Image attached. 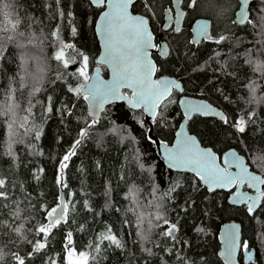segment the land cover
I'll use <instances>...</instances> for the list:
<instances>
[{
	"label": "trees",
	"instance_id": "obj_1",
	"mask_svg": "<svg viewBox=\"0 0 264 264\" xmlns=\"http://www.w3.org/2000/svg\"><path fill=\"white\" fill-rule=\"evenodd\" d=\"M232 1L234 8L226 10L218 18L213 14L216 11L210 13L199 7L188 8L181 31L165 34L171 45L165 57L154 53L160 69L158 74L176 76L182 81L184 89L182 92L173 91L174 102L166 109L161 106L163 116L158 117V123L152 122L153 134L167 142L173 140L184 118L178 103L182 93L208 98L226 110L230 123L224 124L216 117L195 113L189 120L190 130L197 134L202 144L212 146L218 152L236 147L247 155L252 167L264 173V75L245 63L246 51L259 47L260 37L251 26L232 23L236 0L226 1L229 4ZM16 2L21 16L27 15L30 21H40L33 24L32 30L39 36L42 29L49 39L43 52L39 48H29L25 55L11 45L6 46L7 51L0 50V55L4 57L0 60V88L6 90L9 81H12L18 99L25 106L31 98L35 104V122L43 130L39 140L29 135L24 137V144H14L13 157L6 155L7 137L0 140V175L9 181L11 196V200L3 202L10 207L0 209V252L5 254L0 264H14V252L23 256L32 251V246L12 232L11 227L23 225V235L28 240L39 239L35 228L46 223V210L58 203L61 190L57 184L59 162L74 140L79 138L80 129L90 122L87 101L69 92L67 85L75 86L80 82L72 75L80 66L81 56L78 53L89 57L90 75L100 51L94 23L101 6H95L90 0H60L59 5H52V0ZM146 2L152 4L151 12L145 7ZM218 2L220 0H213V5L218 7ZM199 4L207 6L211 0H199ZM169 8H172V0L171 3L169 0H137L133 6L135 12L151 17L157 37L162 35V31L152 13L161 24ZM56 12H63L64 15L54 18ZM251 13L254 19L264 16V0H253ZM199 15L212 20V36L226 35L229 39L220 44L206 39L197 44L189 43L192 22ZM56 25L61 29L63 42L75 46L66 50L68 58L76 61L69 63L67 68L50 59L55 48L49 46L52 40L49 34ZM72 28L76 29L75 35ZM22 55L29 61L24 65L26 71L22 70ZM45 66L47 71L42 81L45 91L30 97L39 69ZM102 72L108 74L106 66H102ZM249 81L257 84L255 96L259 103L248 102L251 100L246 88ZM47 97H52L53 112L46 114L43 105ZM241 115L249 121L244 133L232 126ZM140 121H143V127ZM150 127L143 110L132 109L125 102L113 103L104 109L100 122L92 127L64 171L68 185L63 188L65 194L75 193L68 197L74 203V210L69 213L70 223L59 230L53 229L55 235L50 237V246L42 254L26 257V261L32 264H52V261L65 264L64 237L67 232H72L77 251H92L89 244L111 226L124 239L126 248L108 247L105 250V241L100 245V254L93 252L97 255L98 264H226L219 254V231L224 222L238 220L242 223V241L248 242L255 250L256 263L264 264V207L249 214L244 205L228 202V190L211 191L194 173L169 169L157 156L156 143L146 138L150 135ZM141 163L144 168L140 167ZM149 168L151 171L147 170ZM176 183L180 187L170 197L161 200V194ZM133 186L137 190L136 196L129 199L128 193ZM154 188L158 189L155 195L152 194ZM150 202L165 205L167 218L177 224L175 240L161 236L162 228H155L149 233L147 241L136 242L139 231L137 218L127 210L136 207L137 212L143 213L144 229H147V214H155L156 211L155 207H149ZM17 204L21 212L20 217L14 219L11 212ZM69 207L72 208V205ZM5 223L9 227H5ZM152 223L157 221L153 219ZM159 223L162 225V221ZM198 228L203 231H197ZM143 248H151L153 255L142 251ZM240 262L244 264L241 257Z\"/></svg>",
	"mask_w": 264,
	"mask_h": 264
},
{
	"label": "snow or ice",
	"instance_id": "obj_2",
	"mask_svg": "<svg viewBox=\"0 0 264 264\" xmlns=\"http://www.w3.org/2000/svg\"><path fill=\"white\" fill-rule=\"evenodd\" d=\"M169 2L171 3V0ZM177 2L182 3L185 8H197L199 6V0H177ZM59 3L60 0H52V5H59ZM91 3L101 6L102 10L104 6L109 9L108 11H103L101 17L100 32L105 37V55L101 58V62L110 64L113 70V80L105 82L100 80L98 75L93 80L88 73L89 57L78 53L81 56L80 66L72 75L77 77L80 82L75 86L68 84L67 87L68 91L73 93L77 98L82 97L84 101L88 102L90 107L88 113L90 122H86V126L80 129L79 138L74 140L59 162L57 184L63 188L68 187L64 179V171L68 168L71 159L77 155V149L81 146L83 140L88 137L92 127L100 122L99 114L104 109L105 104L116 100H125L132 109H142L143 112L151 117L153 123H158V117L162 118L163 116L162 111H160L161 106L163 105V108L166 109L169 104L174 102L172 99L173 90L178 89L181 92L183 91V87L175 79L167 77L154 78L160 72V69L150 58L149 50L159 48L161 55L167 56L168 49L153 43L154 37L149 27L150 16L147 14L133 15L129 12L130 7L134 6V0H91ZM52 5H49V7H52ZM145 7L149 12L152 11L151 3L146 2ZM236 7L237 11L234 13L235 19L232 23L246 27L251 26L260 37L258 42L259 47L246 51L245 63L253 67L255 72L264 75V16L256 19L252 17L249 0H236ZM168 11L174 12L175 10L169 8ZM63 15V12H56L54 18ZM183 16L184 11H175L177 20ZM35 23H40V21H30L27 15H20L16 0H0V50L7 51L8 48L6 46L11 45L20 49L25 55L29 48H39L43 52L45 42L49 39V36H45L42 29L41 35L38 36L32 30ZM166 27L172 28L175 32L181 31L179 26L173 27L171 23L166 25ZM71 31L73 35L76 34L75 28H72ZM195 32V37L189 43L197 44L200 43L201 39H206L214 40L217 44H220L229 39L226 35H209L208 23L199 24ZM49 35L52 38L49 46H54L55 48L50 59L56 61L64 68H67L69 63H76L75 59L70 60L66 54L67 49H73L75 46L63 42L59 25L54 26V30ZM3 58L0 55V60ZM21 62L22 70L26 71L24 65L29 61L25 59L24 55L21 56ZM199 70L202 71L203 69ZM46 71V66L39 69V77L29 94L30 97H35L37 93L45 91L42 81ZM229 75H232V73H229ZM89 81L92 82L89 83ZM54 82L49 81V83ZM24 87H27V85H24ZM121 88L129 89L131 95L122 93ZM246 88L251 94V100L248 102L259 103L260 101L255 96L257 90L256 82L249 81ZM16 91L12 87V81H9L6 90L0 88V140L4 136L7 137L8 151L6 155L10 157L14 156L13 145L24 144V137L31 135L33 139L39 140L43 134L42 128L35 122V113H33L35 104H33L32 99L29 98L25 106L18 99ZM180 103L184 105V116L188 120H191L194 113H198L205 116L214 115L219 117L224 124L230 123L228 116L224 112L218 111L207 103H196L187 99L181 100ZM43 107L46 114L53 112L52 97H47V102ZM64 107L65 109L68 108L67 105ZM251 115H255V113ZM139 123L143 127V121ZM248 123L249 121L241 115L232 123V126L238 132L244 133ZM177 136L178 140L174 148H170L164 141L158 142L153 140L150 135L146 138L151 143H159L165 149L164 156L168 161L169 168L189 169L194 173L195 177L205 185H208L213 191L217 187L226 188L230 191L236 189L232 193V203L234 205H244L249 214L255 213L259 207H264V173L257 174L250 171L244 157L238 155L234 150L224 158V162L234 165L238 171L233 173L227 167H219L216 164V156L212 150L210 148H201L196 136L185 131L183 125ZM18 137L19 139H17ZM140 167L144 168V164L141 163ZM147 170L151 171V168ZM40 171L43 172V169H40ZM121 178L123 179V177ZM245 185L254 190L255 195L239 191ZM179 187V183L173 185L161 194V200L170 197L171 193ZM8 188L9 181L3 175H0V209L10 207V205L3 203L4 201L11 200ZM107 191L108 189L106 188L105 195H107ZM136 191L135 186H133L129 190L128 198L134 199ZM157 191L158 189L154 188L152 194L155 195ZM72 195H75V193L58 197V203L49 210H46V223H42L35 228V235L40 237L39 239L28 240L23 235V225L11 227L12 232L23 237L32 246V251L25 253L23 256L19 252L12 253L14 264H32L31 261H26V257L42 254L50 246V237H54L55 235L53 229L59 230L64 225L70 223L69 213L74 210V203L68 197ZM70 205H72V208L69 207ZM85 207H88V205L85 204ZM149 207H155L156 211L155 214L152 212L147 214V229H144L145 216L143 213L137 212L136 207H131L127 210L132 212L137 218L136 227L139 231L137 232L136 242L141 240L147 241L149 233L155 228H162V231L159 233L161 236L175 240V233L178 231L177 224L172 223L167 218L165 205L163 203L153 204L150 202ZM89 211H92V209L89 208ZM20 212L21 210L17 204L16 209L11 212V216L14 219H18ZM153 219L157 221L156 224L152 223ZM161 221L162 225L159 223ZM125 223L127 224L128 221H125ZM4 226L9 227L6 223ZM196 230L203 231L202 228ZM226 235V249L222 255L228 264H235V256L238 249L248 251V259L251 261L252 256L249 245L247 242H239L238 227L234 225L232 229L228 230ZM64 239L63 259L65 264H98L97 255H93V252L100 254V245L104 244L105 241H107L105 250L108 247L121 250L126 248L124 239L117 232H114L111 226H108L104 232H101L95 238L93 243L89 244L88 247L92 251H77L71 231L66 233ZM13 243L15 242L13 241ZM142 251L153 255L151 248H143ZM167 251L171 252V249H167ZM4 259L5 254L0 252V262L4 261ZM52 264H55V261H52Z\"/></svg>",
	"mask_w": 264,
	"mask_h": 264
},
{
	"label": "water",
	"instance_id": "obj_3",
	"mask_svg": "<svg viewBox=\"0 0 264 264\" xmlns=\"http://www.w3.org/2000/svg\"><path fill=\"white\" fill-rule=\"evenodd\" d=\"M91 1V0H90ZM137 0H134V3L136 2ZM252 2L253 0H249V3H250V10H251V5H252ZM95 5V4H94ZM95 6H98V5H95ZM172 8L175 10V11H184V16L181 17L179 20L176 19L175 17V11L174 12H167L165 13L164 15V18H163V23H162V30L163 31H168L172 28H167L166 25L168 24H173V27L175 26H179L180 29L183 27V24H184V21L186 19V16H187V8L183 7V4L182 3H178L177 0H172ZM109 9L104 6L103 7V10L101 9V11L98 13L96 19H95V23H94V29H95V33H96V36L98 38V41H99V44H100V51H99V54L96 58V61H97V64L95 65V67L93 68L90 76L93 78V80H95L97 78V75L99 76V79L102 80V81H105V82H110L113 80V70H112V67L110 66V64L108 63H102L101 62V58L104 57L105 55V37L104 35H102V33L100 32V28H101V24H102V21H101V17L103 15V11H108ZM237 11V8L235 10V12ZM129 12L133 15H145L146 13H142V12H135L133 10V6L130 7L129 9ZM148 15V14H147ZM149 16V15H148ZM201 23H208L209 24V35H212V20L208 17V16H205V15H199L197 17L194 18L193 22H192V35H191V40L195 37L196 35V32H195V29L199 26V24ZM149 27H150V30L152 31L153 33V43L159 45V46H164L168 49V53H169V49H170V42L168 40H165V39H162L160 36L157 40V37H156V34L153 30V27H152V23H151V20H150V24H149ZM203 40V39H201ZM150 51V58L154 61V63L157 65L158 67V64L156 62V59L154 57V53L155 52H158L161 54L160 52V49L159 48H152L149 50ZM102 65L106 66L107 69H108V75L105 76L103 73H102ZM164 77H167V78H170V79H175L178 83L181 84V86L183 87V83L180 79H178L176 76L174 75H171V74H157L156 77L154 78H164ZM92 81H89V83H91ZM124 89H127V88H121V92L122 93H126L124 92ZM184 89V87H183ZM129 90V89H128ZM174 90H178V89H174ZM173 90V91H174ZM179 91V90H178ZM181 92V91H180ZM128 94V93H126ZM128 95H131V94H128ZM184 99H187V100H191V101H194L196 103H207L209 105H211L213 108L217 109L218 111H221V112H224L227 116V112L226 110L220 106L219 104L211 101L210 99L208 98H205V97H201V96H195V95H190V94H187V93H182L178 99V103H179V106H180V109L181 111L185 112V108H184V105H182L180 103L181 100H184ZM118 102H125L127 105V101L125 100H116V101H113V102H109L107 104H105L104 106V109L113 104V103H118ZM88 103V102H87ZM129 106V105H128ZM130 107V106H129ZM104 109L100 112L99 115H101V113L104 111ZM88 110H90V107H89V104H88ZM195 114V113H194ZM144 115H145V119L147 122L150 123L151 127H150V131H149V134L150 136H152L154 138V140L156 141H164V140H161L159 137L155 136L153 134V123H152V120H151V117L148 116L147 113L144 112ZM207 116H212V117H216L218 119H220L219 117L217 116H214V115H207ZM184 126L185 128V131L189 132V134L191 135H195L197 140L199 141V145L201 148H210L212 150V152L215 154L216 156V164L221 167V168H224V167H227L229 169V171L235 173L238 171V169L234 166V165H231V164H226L224 162V158L231 152V151H235L238 155L244 157L245 159V162L246 164L248 165L249 167V170L250 171H253V172H256L257 174H262L263 172H261L260 170H257L255 169L254 167H252V165L249 163V160H248V157L245 153L243 152H240L239 149H237L236 147H229L227 148L226 150H224V152L222 154H220L217 150H215L212 146H209V145H204L202 144V142L200 141L199 137L197 136V134H195L194 132H192L189 128V120L184 116V118L182 119V121L179 123L176 131H175V136L173 138V140L171 142H167V141H164L168 144V146L170 148H174L176 146V143H177V140H178V136H177V133L180 131L181 129V126ZM164 152H165V149L159 144V143H156V153H157V156L160 158V160H162V162L168 167V161L167 159L165 158L164 156ZM169 168V167H168ZM171 170H174V171H188V172H191L189 169H184V168H181V169H172V168H169ZM204 184V183H203ZM205 185V184H204ZM209 190L210 187L208 185H205ZM216 189H225V190H228L230 193H229V196H228V202L230 204H233L232 203V199H233V192L236 191V189H233V190H229V189H226V188H215ZM212 191V190H211ZM239 191H244V192H248L249 195H255V192L254 190H251L250 188H247L245 189L244 186L242 188L239 189ZM63 195H66L65 194V191L63 189V187H61V190H60V196H63ZM59 196V197H60ZM237 226L238 227V237H239V242L242 243V223L238 220H229V221H226L222 224L221 228H220V231H219V238H220V250H219V254L221 256V258L223 259V261L228 264V262L226 261L225 257L222 255V253L225 251L226 249V240H227V232L229 229H232L233 226ZM240 249L237 250V253H236V256H235V264H241L240 262ZM250 254L252 256V260L255 258V250L251 249L250 250ZM248 255H249V252L247 251L246 254H245V257L246 259H248ZM249 260V259H248ZM254 264H257V263H254Z\"/></svg>",
	"mask_w": 264,
	"mask_h": 264
},
{
	"label": "rangeland",
	"instance_id": "obj_4",
	"mask_svg": "<svg viewBox=\"0 0 264 264\" xmlns=\"http://www.w3.org/2000/svg\"><path fill=\"white\" fill-rule=\"evenodd\" d=\"M226 1H228V2H230L231 0H220V2H218L216 5H218V7H216L215 5H213V0H211V4L210 5H207V6H202V4H199V9L200 10H205V12H212V11H216L215 13H213L214 14V17H216V18H218L219 16L221 17L222 16V13H224L226 10H231V8L234 6V1H232L230 4L228 3V2H226ZM229 4V5H228ZM228 5V6H227ZM224 6H226V8L224 7ZM198 7H197V9H198ZM234 8V7H233ZM152 15L154 16V19H156V21L158 22V25H160V30L162 29L161 28V24H159L160 23V21H159V19L156 17V15H154V13H152ZM153 19V20H154ZM216 21H218L217 19H216ZM162 31V30H161ZM169 39V38H168ZM261 243H263V242H261ZM262 245H264V243L262 244Z\"/></svg>",
	"mask_w": 264,
	"mask_h": 264
},
{
	"label": "flooded vegetation",
	"instance_id": "obj_5",
	"mask_svg": "<svg viewBox=\"0 0 264 264\" xmlns=\"http://www.w3.org/2000/svg\"><path fill=\"white\" fill-rule=\"evenodd\" d=\"M187 11H188V8H187ZM184 22H185V21H184ZM162 23H163V22H162ZM161 26H162V24H161ZM161 30H162V29H161ZM168 31H169V32H170V31H173V29H170V30H168ZM168 31L165 32V31L162 30V35H164V36H162V35H160V36H162V37H161L162 39L168 40V41L170 42V40H169L168 38L165 37V34H166ZM191 31H192V28H191ZM174 32H175V31H174ZM176 33H178V32H176ZM191 35H192V33H191ZM160 36H159V37H160ZM156 37H157V36H156ZM159 37H157V40H158ZM163 37H164V38H163ZM170 45H171V43H170ZM99 46H100V44H99ZM169 50H170V49H169ZM155 53H158V52H155ZM98 54H99V53H98ZM158 54H160V53H158ZM160 55H161V54H160ZM97 56H98V55H97ZM161 56H163V55H161ZM163 57H165V56H163ZM96 58H97V57H96ZM96 62H97V61H96ZM156 62H157V61H156ZM96 64H97V63H96ZM102 66H104V65H102ZM94 67H95V66H94ZM94 67H93V68H94ZM92 70H93V69H92ZM91 72H92V71H91ZM102 73H103V72H102ZM90 74H91V73H90ZM104 75H105V74H104ZM107 75H108V74H107ZM107 75H105V76H107ZM124 92H126V93H128V94H131V91L128 90V89H124ZM223 152H224V150H223ZM223 152H219V153L222 154ZM244 188L247 189V188H248L247 185H245ZM251 190H252V189H251ZM229 193H230V192H229ZM242 243H243V241H242ZM247 244L249 245L248 242H247ZM249 249L251 250V249H253V248L249 246ZM246 252H247V251H242V250H241V251H240L241 254H240V256H239V257H241V259H242V261L244 262V264H254V263H256L255 259H253V260H251V261H249L248 259H246V257H245Z\"/></svg>",
	"mask_w": 264,
	"mask_h": 264
},
{
	"label": "bare ground",
	"instance_id": "obj_6",
	"mask_svg": "<svg viewBox=\"0 0 264 264\" xmlns=\"http://www.w3.org/2000/svg\"><path fill=\"white\" fill-rule=\"evenodd\" d=\"M242 236H243V231H242Z\"/></svg>",
	"mask_w": 264,
	"mask_h": 264
}]
</instances>
